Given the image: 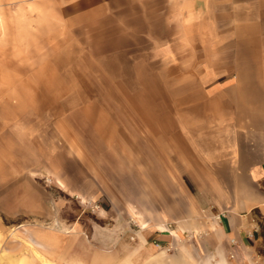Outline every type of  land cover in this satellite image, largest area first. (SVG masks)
<instances>
[{"label": "rangeland", "instance_id": "1", "mask_svg": "<svg viewBox=\"0 0 264 264\" xmlns=\"http://www.w3.org/2000/svg\"><path fill=\"white\" fill-rule=\"evenodd\" d=\"M86 6L0 0V109L34 119L49 198L37 217L0 213L3 238L25 264H169L142 249L141 222L147 188L179 190L178 83L129 34L130 12H77Z\"/></svg>", "mask_w": 264, "mask_h": 264}, {"label": "crops", "instance_id": "2", "mask_svg": "<svg viewBox=\"0 0 264 264\" xmlns=\"http://www.w3.org/2000/svg\"><path fill=\"white\" fill-rule=\"evenodd\" d=\"M82 4L88 11L77 12L100 10L120 21L130 12L129 34L157 54L165 78L177 81L178 116L188 117L178 119L185 133L178 193L146 190L151 208L141 222L142 249L154 253L158 246L157 257L169 264H264V0ZM24 114L22 107L0 109V213L11 217L49 209L36 183L45 162L39 135ZM155 195L161 196L156 217ZM4 234L0 220V264H25ZM31 243L32 257L41 258L39 242Z\"/></svg>", "mask_w": 264, "mask_h": 264}, {"label": "built area", "instance_id": "3", "mask_svg": "<svg viewBox=\"0 0 264 264\" xmlns=\"http://www.w3.org/2000/svg\"><path fill=\"white\" fill-rule=\"evenodd\" d=\"M157 248H159V247L157 246Z\"/></svg>", "mask_w": 264, "mask_h": 264}]
</instances>
